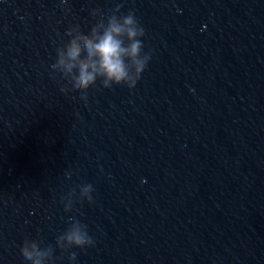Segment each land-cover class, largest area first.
<instances>
[{
  "label": "water",
  "instance_id": "obj_1",
  "mask_svg": "<svg viewBox=\"0 0 264 264\" xmlns=\"http://www.w3.org/2000/svg\"><path fill=\"white\" fill-rule=\"evenodd\" d=\"M116 7L153 52L137 85L59 98L66 32ZM70 217L95 242L75 264H264V0H0V264H68Z\"/></svg>",
  "mask_w": 264,
  "mask_h": 264
},
{
  "label": "clouds",
  "instance_id": "obj_2",
  "mask_svg": "<svg viewBox=\"0 0 264 264\" xmlns=\"http://www.w3.org/2000/svg\"><path fill=\"white\" fill-rule=\"evenodd\" d=\"M88 20L94 27L87 36L81 37L74 30L66 32L63 46L49 66V77L60 85L59 98L67 96L86 102L88 90L97 83L105 90L123 86L131 91L152 59L153 52L146 50L144 43L145 29L133 11L120 14V8L116 7L107 15H92ZM70 176L71 173H66L65 179ZM59 203L65 214L72 211L74 204L91 205L93 186L78 185L61 196ZM94 243L87 226L70 217L54 246L55 250L68 253V264H75L76 252L71 250L90 248ZM53 252L52 246L38 248L22 244L17 254L18 264H54Z\"/></svg>",
  "mask_w": 264,
  "mask_h": 264
}]
</instances>
